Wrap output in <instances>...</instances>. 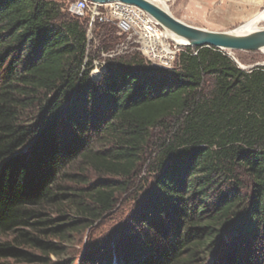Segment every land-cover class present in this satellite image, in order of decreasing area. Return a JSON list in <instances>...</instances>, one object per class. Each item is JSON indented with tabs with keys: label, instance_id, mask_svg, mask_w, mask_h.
I'll list each match as a JSON object with an SVG mask.
<instances>
[{
	"label": "trees",
	"instance_id": "1",
	"mask_svg": "<svg viewBox=\"0 0 264 264\" xmlns=\"http://www.w3.org/2000/svg\"><path fill=\"white\" fill-rule=\"evenodd\" d=\"M118 40L58 1L0 0V264H58L144 165L125 232L79 264H264V65L183 46L92 77Z\"/></svg>",
	"mask_w": 264,
	"mask_h": 264
},
{
	"label": "rangeland",
	"instance_id": "2",
	"mask_svg": "<svg viewBox=\"0 0 264 264\" xmlns=\"http://www.w3.org/2000/svg\"><path fill=\"white\" fill-rule=\"evenodd\" d=\"M60 2L64 10L75 0H55ZM160 4L159 0H153ZM218 7L197 6L188 9L186 14L189 17L186 19L191 20L186 22L188 24L205 28L214 31H231L237 27H241L246 21L253 20L264 11V0H216ZM163 4V3H162ZM169 9V2L167 1ZM197 6V7H196ZM165 7V6H164ZM258 28L264 27V21L257 23ZM121 40H118L114 46V52L111 54L100 52L94 60V68L91 70V76L99 78V74L104 70L110 61L109 59H119L126 57L137 50H123L122 52H115L116 46L119 45ZM183 47V46H181ZM180 47V48H181ZM228 55L235 60L238 65L242 67H249L254 64L264 65V47L257 51H241V50H226ZM97 52V51H96ZM146 63H149L147 58L137 51ZM96 70H99L98 72ZM145 166V165H144ZM144 166L142 168H144ZM140 170L139 174L133 179L130 188L117 197L115 207L108 213H105L97 220L93 221L89 226L81 228L78 234H71L73 240L64 246L66 249L65 254L60 257L52 255V260L58 264H67L72 261V264H79L76 259L77 256L85 254L91 245L94 243L106 242L110 236L118 233L125 232V224L127 216L135 207V197H140L143 190L144 182L147 180L148 175L144 169ZM96 177L93 175V178ZM10 238L7 235H0V240ZM6 259H0L5 261Z\"/></svg>",
	"mask_w": 264,
	"mask_h": 264
},
{
	"label": "built area",
	"instance_id": "3",
	"mask_svg": "<svg viewBox=\"0 0 264 264\" xmlns=\"http://www.w3.org/2000/svg\"><path fill=\"white\" fill-rule=\"evenodd\" d=\"M67 10L76 16H86L89 31L95 22L113 24L122 38L115 52L137 50L155 68L170 69L175 65L181 46L172 40L170 32L142 9L118 1L101 4L75 0Z\"/></svg>",
	"mask_w": 264,
	"mask_h": 264
},
{
	"label": "water",
	"instance_id": "4",
	"mask_svg": "<svg viewBox=\"0 0 264 264\" xmlns=\"http://www.w3.org/2000/svg\"><path fill=\"white\" fill-rule=\"evenodd\" d=\"M96 3L122 2L134 5L149 14L162 28L179 37L187 43L180 46H212L222 50L257 51L264 47V27L251 32L237 34L231 31H214L197 27L174 17L166 8L152 0H89ZM235 61V60H234ZM236 62V61H235ZM237 63V62H236ZM238 64V63H237ZM263 64H254L241 69H251Z\"/></svg>",
	"mask_w": 264,
	"mask_h": 264
},
{
	"label": "crops",
	"instance_id": "5",
	"mask_svg": "<svg viewBox=\"0 0 264 264\" xmlns=\"http://www.w3.org/2000/svg\"><path fill=\"white\" fill-rule=\"evenodd\" d=\"M163 4L167 10L177 19L183 22H190L191 20L186 19L188 14L186 12L188 9L197 6H208V7H218L216 0H162ZM167 1L169 2V9L167 7ZM155 2V1H154ZM196 6V7H197Z\"/></svg>",
	"mask_w": 264,
	"mask_h": 264
},
{
	"label": "bare ground",
	"instance_id": "6",
	"mask_svg": "<svg viewBox=\"0 0 264 264\" xmlns=\"http://www.w3.org/2000/svg\"><path fill=\"white\" fill-rule=\"evenodd\" d=\"M159 2L163 3L162 0H159ZM156 4H158V3H156ZM158 5L161 6V4H158ZM162 7H164V6H162ZM164 8H166V7H164ZM253 18H254L253 20L246 21L241 27H237V28L233 29L232 31L234 33H237V34H239V33L243 34V33L251 32L253 30L259 29L257 27V23L264 21V11L261 12L260 14H258L257 16H254ZM170 35H171L172 40L178 45L187 43V41L182 37H179V36H177L171 32H170Z\"/></svg>",
	"mask_w": 264,
	"mask_h": 264
}]
</instances>
